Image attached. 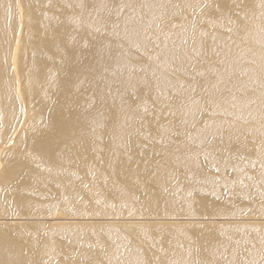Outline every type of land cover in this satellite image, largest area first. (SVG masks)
Masks as SVG:
<instances>
[{
    "label": "bare ground",
    "instance_id": "1",
    "mask_svg": "<svg viewBox=\"0 0 264 264\" xmlns=\"http://www.w3.org/2000/svg\"><path fill=\"white\" fill-rule=\"evenodd\" d=\"M0 264H264V0H0Z\"/></svg>",
    "mask_w": 264,
    "mask_h": 264
}]
</instances>
